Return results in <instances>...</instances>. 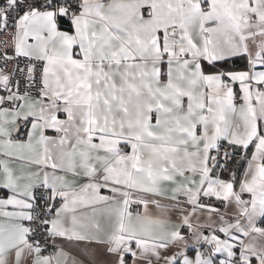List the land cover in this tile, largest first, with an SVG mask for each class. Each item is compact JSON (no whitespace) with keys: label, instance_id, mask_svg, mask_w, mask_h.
<instances>
[{"label":"snow or ice","instance_id":"obj_1","mask_svg":"<svg viewBox=\"0 0 264 264\" xmlns=\"http://www.w3.org/2000/svg\"><path fill=\"white\" fill-rule=\"evenodd\" d=\"M260 225L264 0H0V264H264Z\"/></svg>","mask_w":264,"mask_h":264},{"label":"crops","instance_id":"obj_2","mask_svg":"<svg viewBox=\"0 0 264 264\" xmlns=\"http://www.w3.org/2000/svg\"><path fill=\"white\" fill-rule=\"evenodd\" d=\"M236 63H237V65L242 66L244 62L243 61H236ZM49 134H51V133H49ZM235 160H236V158H233L234 163H235ZM260 226H264V225H260ZM69 248L71 249V246H69Z\"/></svg>","mask_w":264,"mask_h":264}]
</instances>
